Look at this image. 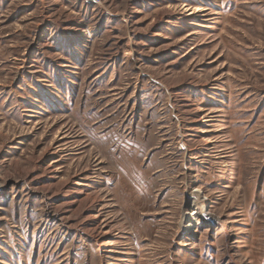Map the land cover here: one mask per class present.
Segmentation results:
<instances>
[{"label":"rangeland","instance_id":"obj_1","mask_svg":"<svg viewBox=\"0 0 264 264\" xmlns=\"http://www.w3.org/2000/svg\"><path fill=\"white\" fill-rule=\"evenodd\" d=\"M0 264H264V0H0Z\"/></svg>","mask_w":264,"mask_h":264},{"label":"bare ground","instance_id":"obj_2","mask_svg":"<svg viewBox=\"0 0 264 264\" xmlns=\"http://www.w3.org/2000/svg\"><path fill=\"white\" fill-rule=\"evenodd\" d=\"M192 207H193L192 211L189 212V213H187L184 216V221L185 222L191 221V220L194 221L198 217L203 216V215H206L207 216L206 209H205V205H204V201L202 200V196L200 195V193H198V195H197V201H196V203H194V205ZM194 227L195 226H194V223L193 222L188 223L187 230L188 229H193Z\"/></svg>","mask_w":264,"mask_h":264}]
</instances>
